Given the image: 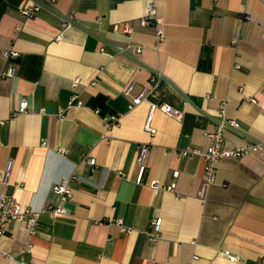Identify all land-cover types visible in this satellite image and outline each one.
Here are the masks:
<instances>
[{
	"label": "crops",
	"instance_id": "0c3cea01",
	"mask_svg": "<svg viewBox=\"0 0 264 264\" xmlns=\"http://www.w3.org/2000/svg\"><path fill=\"white\" fill-rule=\"evenodd\" d=\"M23 1L0 0V193L67 212H40L31 238L10 222L0 264H264V155L219 161L201 197L203 159L179 154L207 149L221 108L239 123L223 130L228 145L264 144V0H38L29 19ZM152 2L160 36L140 25ZM5 50L17 54L4 60ZM73 96L82 105L59 118ZM23 99L27 111L15 114ZM149 102L182 119L156 110L150 136ZM72 175L61 203L51 186Z\"/></svg>",
	"mask_w": 264,
	"mask_h": 264
},
{
	"label": "built area",
	"instance_id": "2783aa9c",
	"mask_svg": "<svg viewBox=\"0 0 264 264\" xmlns=\"http://www.w3.org/2000/svg\"><path fill=\"white\" fill-rule=\"evenodd\" d=\"M54 1H50L53 4ZM44 5L38 0H24L22 5L19 7V13L26 18H31L36 15ZM73 16L62 17V25L67 26L72 23ZM140 25L143 27L152 26L156 29L155 32L160 36L159 25L160 19L156 15V10L154 3L152 2L146 10V13L143 17L140 18ZM17 52L13 50H5L2 53L4 60L15 57ZM14 75V68L12 65H9L3 72L2 76L12 77ZM143 100L142 94L133 99V104H139ZM254 102V99L250 100ZM67 105L64 108H60L57 116L60 118L63 114L64 109L69 107H80L82 105L81 101L77 97H71ZM27 102L23 99L19 103V107L15 114L24 113L27 111ZM156 110L161 111L163 114L170 115L177 121L182 119V112L176 108L171 107L166 103H148V113L145 118L143 129L150 136L155 134V128L152 126L153 114ZM217 112V124L215 130L211 133H208V137L211 139V144L207 147L205 151H201L195 148H185L179 151V154L182 158H189L199 156L203 159V168H202V186L200 188L199 196H203L207 187L212 185L216 179L217 173V163L224 158H238L246 154H256L264 155V144L258 142H248L244 145H228L223 139V130L226 128L238 131L239 123L233 119H226L223 116V109L216 111ZM118 118L110 117L106 119V127H109L113 124H116ZM2 124V122H0ZM148 152V146L146 144L138 145L136 156V163L138 165V174L136 178V183L139 184L142 182V177L145 168V159ZM84 161L90 165H95V160L92 157H85ZM8 172L6 171L2 177L1 181H4L7 177ZM75 176L72 175L70 178H64L58 183H55L51 186V191L59 196L61 203L66 202L71 198L72 191L69 185V181ZM153 187H156V183H151ZM48 211L51 214L66 213V209L61 206L54 207H45L40 211H34L23 207L18 201H16L12 196L0 193V238L5 234L6 227L10 222L21 223L25 226L29 238L33 237L37 232L38 225V215L40 212ZM161 220L159 218H154L149 223L150 231L149 236L152 242H155L159 238V226ZM116 224L122 226L121 221L117 220ZM123 231L128 232L126 227H122ZM33 247V241L30 239L27 247L22 251L23 253H30ZM0 255L10 259V255L7 252H4L0 249ZM18 264H28L22 258L19 259Z\"/></svg>",
	"mask_w": 264,
	"mask_h": 264
}]
</instances>
